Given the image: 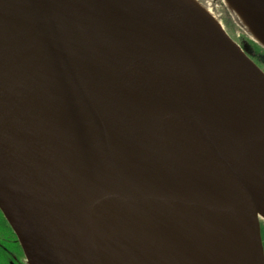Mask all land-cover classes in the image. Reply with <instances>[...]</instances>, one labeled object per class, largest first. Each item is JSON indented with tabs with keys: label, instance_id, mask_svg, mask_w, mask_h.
I'll use <instances>...</instances> for the list:
<instances>
[{
	"label": "water",
	"instance_id": "1",
	"mask_svg": "<svg viewBox=\"0 0 264 264\" xmlns=\"http://www.w3.org/2000/svg\"><path fill=\"white\" fill-rule=\"evenodd\" d=\"M237 1L264 29V0ZM114 2L127 14L121 34L136 33L135 21L175 59L233 72L252 119L236 93L230 113L243 131L252 120L255 136L264 130V71L223 29L193 19L181 0ZM90 4L0 0V209L28 264H171L124 226L132 184L118 145L158 190L232 210L248 235L242 264H264V158L197 95L129 67L135 52ZM155 121L173 137L157 142Z\"/></svg>",
	"mask_w": 264,
	"mask_h": 264
},
{
	"label": "bare ground",
	"instance_id": "2",
	"mask_svg": "<svg viewBox=\"0 0 264 264\" xmlns=\"http://www.w3.org/2000/svg\"><path fill=\"white\" fill-rule=\"evenodd\" d=\"M88 1L98 18L125 41V46L131 53L135 52L128 62L129 67L197 95L247 150L264 158V130L255 136L250 130L255 126L252 120L243 131L241 127L243 123L230 113L233 112L229 109L232 93L239 97L237 94L239 87L233 72L230 74L227 70L220 69L206 73L193 64L175 59L155 35L150 34L145 28L138 27L135 21L133 24L141 32H137V28L134 27L136 33L133 32L129 38L124 35L125 33L121 34L122 29H119L120 18L127 14L122 12L120 6L114 4V0ZM223 1L255 37L264 42V29L252 18L247 9L237 0ZM181 2L196 21L209 22L219 30L223 29L207 4L200 0ZM234 102L245 109L247 117L252 119L249 111L251 108L244 99L238 98ZM155 131L159 143L173 137L171 128L161 121H155ZM116 149L121 173L132 184L130 187L132 215L124 216L123 221L133 236L146 242L171 264H191L190 261L196 262L195 264H242L247 260L249 252L247 231L232 210L207 201L206 203L197 199L189 201L164 186L158 190L157 186H161L160 183L155 185L147 183L138 175L140 169L134 165L125 147L118 145ZM118 194L115 186L107 190L108 199L113 206L119 204ZM148 209L154 213V218ZM222 246L224 250L219 253Z\"/></svg>",
	"mask_w": 264,
	"mask_h": 264
},
{
	"label": "flooded vegetation",
	"instance_id": "3",
	"mask_svg": "<svg viewBox=\"0 0 264 264\" xmlns=\"http://www.w3.org/2000/svg\"><path fill=\"white\" fill-rule=\"evenodd\" d=\"M262 241L264 235L262 231ZM16 234L0 209V264H28Z\"/></svg>",
	"mask_w": 264,
	"mask_h": 264
},
{
	"label": "rangeland",
	"instance_id": "4",
	"mask_svg": "<svg viewBox=\"0 0 264 264\" xmlns=\"http://www.w3.org/2000/svg\"><path fill=\"white\" fill-rule=\"evenodd\" d=\"M201 2L208 5L210 10L216 15L218 21L221 23L222 28L224 32L229 36V33H233V28H238L232 35V40L236 43L241 39H245L248 37L249 39H252L256 41L255 35L249 30V28L242 22L241 19H239L238 16L234 12H231L227 9L225 3L223 0H200ZM228 18V19H227ZM222 20V21H221ZM226 22L229 28L226 26ZM232 24V26H231ZM240 29V30H239ZM230 37V36H229ZM235 37V38H233ZM231 38V37H230ZM247 38V39H248ZM236 40V41H235ZM257 42V41H256ZM237 44V43H236ZM263 235H264V223H263Z\"/></svg>",
	"mask_w": 264,
	"mask_h": 264
},
{
	"label": "trees",
	"instance_id": "5",
	"mask_svg": "<svg viewBox=\"0 0 264 264\" xmlns=\"http://www.w3.org/2000/svg\"><path fill=\"white\" fill-rule=\"evenodd\" d=\"M228 19V18H227ZM232 26V24H231ZM233 27V26H232ZM233 33L238 30V28H233ZM232 33V32H231ZM232 33V34H233ZM248 38V37H247ZM241 39L239 42L243 46L244 51L255 61L264 71V48L252 39Z\"/></svg>",
	"mask_w": 264,
	"mask_h": 264
}]
</instances>
